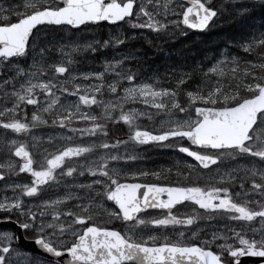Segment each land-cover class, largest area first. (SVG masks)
<instances>
[{
  "label": "snow or ice",
  "instance_id": "6c2138e0",
  "mask_svg": "<svg viewBox=\"0 0 264 264\" xmlns=\"http://www.w3.org/2000/svg\"><path fill=\"white\" fill-rule=\"evenodd\" d=\"M185 2L187 6L170 5L166 0L161 7L159 0H23L22 4L0 0V155L5 158L0 163V264H244L249 258L264 264V16L259 18L261 30L257 31L253 15L257 8L264 10V0ZM173 15L178 19H170ZM222 15H227L228 24L248 29V35L240 36L239 47L254 54V58L229 56L220 49L216 54L219 58L205 73H215L217 79L202 80L189 91H183V85L190 74L179 70L175 72V88L135 83L137 69L124 67V61L131 58L124 52L102 58L103 71L78 73L84 81L99 83L73 84L76 76L65 83L58 79L60 74L71 71V62L63 59L65 49L94 54L98 48L103 51L120 45L137 34H109L102 42H81L78 38L68 41L49 37L40 30L42 26L78 28L97 22L127 21L133 29L167 33L180 24L203 30ZM116 66L122 71L114 73L117 79L109 82L107 89L122 95L114 96L116 102H109L105 108L118 109L116 120L129 126L130 139L136 144L152 142L175 147L196 162L189 164V169L197 165L208 169L227 160L233 166L227 171L218 168L209 179L228 186L208 187L205 191L196 185L129 183L121 177L147 173L125 170L124 165L137 157L111 150L124 145L126 141L122 140L63 147L36 164L26 144L15 137H27L31 129L47 123L44 113H50L53 124L58 123L73 135L83 137L105 131L103 124L95 122L96 116L82 112L79 106L103 103L102 97L97 99L103 91V74ZM121 80L129 86L118 89ZM81 89L86 94H80ZM64 93L78 96L75 105L66 97L61 101ZM136 100L167 116L160 121L158 131L144 130L136 124L139 116L152 119V112L124 108L125 101ZM26 106L33 108L30 119ZM112 114L104 112L106 116ZM73 120L92 123L77 129L71 127ZM170 139L186 140L189 146L168 145ZM193 146L200 150H193ZM93 150H101V154L87 162L80 159L79 171L76 164L67 166L66 159L91 155ZM15 161H19L18 165ZM21 173L30 176V181L16 179ZM84 176L99 178L87 179L83 184L65 183L66 188L82 190L79 196H42L65 178L75 181ZM237 183L239 188L235 189ZM245 183L249 185L247 191ZM230 188L235 190L230 192ZM73 198L78 201V211L61 209L62 201ZM186 201L198 206L204 215H197L196 209L174 214V206ZM106 202H111L117 211L107 208ZM148 209L166 214L144 217ZM105 213L107 222L119 220L123 229L92 222L94 216L99 219ZM217 217L224 222L214 230L191 231L192 237L202 235L198 242H182L185 233L176 232L177 226L198 227L197 221ZM152 229L167 230L169 234H144ZM21 241L32 243L36 251L23 247Z\"/></svg>",
  "mask_w": 264,
  "mask_h": 264
},
{
  "label": "flooded vegetation",
  "instance_id": "af4514ba",
  "mask_svg": "<svg viewBox=\"0 0 264 264\" xmlns=\"http://www.w3.org/2000/svg\"><path fill=\"white\" fill-rule=\"evenodd\" d=\"M4 3H13V4H22L23 0H4ZM49 26H42L41 29H44ZM146 107L145 109H142L144 112H152V119H148L147 116L142 117V124L139 126L143 128L144 130H149L156 132L159 129V123L162 119H167L166 115H162L161 113L155 112L150 105H144ZM33 108L32 106H26L25 112L27 113V119H30L31 112ZM116 114L114 116L109 117L106 119V121L111 120L112 125L117 126L119 131L114 132V138L110 139L106 135L109 134L107 125L102 122H99V119H97V123L103 124L105 131L96 133L97 139L103 140L104 142H108L109 144H113L117 140L126 141V143L122 146H118L115 149H111L112 151H117L119 153H124L125 151L129 155H133L137 157V159L134 162H129L127 165H124V168L126 171L128 170H135L140 172H146L147 175H141L137 177H121V179H126L127 182L131 183H142V184H149V183H168V184H179L181 186H200L205 191H207L208 187H221V186H228L227 184L218 181L209 179L210 176L214 174V170L218 168L223 162H218L216 166H210L208 169H201L198 165L194 167L193 169H189V164H196V162L191 158L188 157L186 154L180 153L178 149L175 147H169L166 146L163 143H147V144H136L134 141L130 139V132L131 129L127 124H125L122 121L116 120ZM160 116V117H158ZM52 115L50 113L46 114L47 123L46 124H40L36 126L34 129H31L29 133L27 134V137L25 135L21 134L15 138L18 140L24 142L26 144V147L28 148L30 155L32 156L33 160L36 162V164L39 165V155H45L48 157L51 154H54L55 151L62 150L63 147H68L69 144L62 141V139H58L57 144H55L53 135L54 131H57L58 133L65 132L64 128H62L59 124H53L51 122ZM115 121V123L113 122ZM31 134H34L30 136ZM50 134V137H49ZM38 136H41V138H38ZM50 139V140H49ZM168 145H175L176 143H183L185 146H189V142L186 140L177 141L174 139H170L166 142ZM193 150H200L193 146ZM97 156L101 154V150H96ZM15 160V158H13ZM46 161V160H45ZM227 161V160H226ZM5 158L0 155V163H4ZM19 161H15V163L18 165ZM227 164V162H226ZM228 164L232 165L231 162ZM69 165V164H67ZM225 165V164H224ZM157 172L158 175L154 176L152 173ZM184 172H187L188 175L185 177L183 175ZM20 182H26L30 181V176L27 174L21 173L16 178ZM2 183V182H0ZM249 185L245 183L244 190L247 191ZM239 188V184L237 183L235 185V189ZM234 188H230V192L235 190ZM86 191V190H83ZM2 194V193H0ZM66 209L68 208L67 205L63 206ZM106 207L110 208L114 211H117L115 209V206L111 202H106ZM192 209H196V214L199 216L204 215V211L201 209H198V206H195L192 202H181L179 205L174 206L173 213L174 214H185L189 212ZM73 211H78L77 208L73 207ZM166 214L162 210L159 209H148L146 210L142 215L144 217H159L160 215ZM108 216L105 213L102 215L99 219L95 216L93 217V223H96L98 226H107V227H113L117 230H122L124 225L121 223V221L112 219L111 222L108 221ZM224 220L222 217H217L213 219H201L196 222L198 227H192V226H177L176 232H184L185 235L183 238H181L182 242H198L199 238H203L202 235L199 237H192L191 231H197L199 229H203L204 231H212L216 228V226L220 223H223ZM87 226V224L83 225ZM163 231L164 235H168L167 230H161V229H152L149 232H145L144 234L150 235L153 232L156 235H160V233ZM173 236H175V233H173ZM244 264H257V260L255 258H249L244 261Z\"/></svg>",
  "mask_w": 264,
  "mask_h": 264
},
{
  "label": "trees",
  "instance_id": "16d2710c",
  "mask_svg": "<svg viewBox=\"0 0 264 264\" xmlns=\"http://www.w3.org/2000/svg\"><path fill=\"white\" fill-rule=\"evenodd\" d=\"M216 2H219V0H216ZM253 15L256 17V29H261L259 18L264 16V10L257 8ZM133 19L137 18L133 17ZM227 19V15H222L203 33L190 32L183 28L181 24L178 28H170L167 33L153 32L143 28L133 29L124 22L122 23V32L120 34L130 37L135 33L137 34L136 38L127 39L122 44L114 47L109 46L103 51L98 48L94 54L85 53L96 65L102 64V58H113L114 53L124 52L128 53L131 57L127 62L130 63L133 68L137 69L138 72L151 73L165 70L175 74L176 70H179L189 73V80L185 81L183 91L194 90V86L202 80H211L209 78L210 73L205 75L206 70L204 65L206 58L208 59L217 54L222 48L228 49L231 53H236L232 52L233 50L240 51V53L242 52L239 47V38L242 34L248 35V29L245 28L244 30H240L235 25L228 24L226 22ZM139 21L140 20H138V22ZM249 27H251V25H249ZM48 29L50 34L51 31L57 29V27ZM107 30L108 27L105 24H101V42L109 36ZM229 41H231V43H229ZM226 44L227 47L225 48ZM170 79V77H167V80L170 81ZM172 80L174 79L167 82L169 88H175V84H173ZM181 99L186 102L185 97H181ZM95 111L97 113L96 117L101 115L99 122L107 125L109 134L106 136L113 139L114 132L119 131V129L117 126L112 125L111 120L106 121V119L102 117V112L99 109H95ZM78 123L79 122L73 120L71 124ZM90 123H92V121H84L81 125L87 127Z\"/></svg>",
  "mask_w": 264,
  "mask_h": 264
},
{
  "label": "rangeland",
  "instance_id": "374dc122",
  "mask_svg": "<svg viewBox=\"0 0 264 264\" xmlns=\"http://www.w3.org/2000/svg\"><path fill=\"white\" fill-rule=\"evenodd\" d=\"M155 2V0H154ZM160 2V6L163 7L164 4L166 3V0H159ZM168 3H170V5H175V4H180L181 6L182 3L178 0H167ZM136 18V17H135ZM170 19H178V17L176 15H173L170 17ZM141 21V22H140ZM139 23L145 22L143 20H140ZM126 25L129 26V23L126 22ZM41 32L46 33L49 37L55 36L57 38H64V40H68L71 41L73 38H78L79 41L84 42V41H92V40H99L100 41V36H101V27L100 25H88L85 26L81 29H72L68 26L66 27H57V29H53L51 31V33L49 34V29L48 28H44V29H40ZM261 29H258L257 31H259ZM108 34H111L113 36H115L117 33H121L122 32V27L121 26H117L116 28H108L107 30ZM52 35V36H50ZM232 52H236V53H231L228 51V49H225V53L229 56L231 55H235L237 57H241L243 59H252L254 58V54H249V53H243V51L240 53V51H235L233 50ZM89 56H87V54L85 52H74L71 51L69 49H65V55L63 56V59L67 62L70 61L71 64L69 65L71 67V71H66L65 74H60L58 76V79H60L61 81H64L65 83H67L70 78L72 76H76V80L72 81V83H80V84H96L99 83V81H95V80H88V81H84L81 77H79L78 73L80 72H95V71H103V64L101 65H96L92 62V60L90 58H88ZM116 59H119V56L115 57ZM219 57L215 54L213 56H211L210 58H206L205 61V70L209 69L210 67H212L213 63L215 62L216 59H218ZM52 61L55 62L56 60V56L53 55L51 57ZM124 67H132V65L130 63L126 61H124ZM219 67H224L223 65H220ZM227 67L230 69L231 68V64L227 65ZM133 68V67H132ZM169 70V69H166ZM117 71H122V69L120 68V66H116V68L112 71V72H104L103 74V80H104V84L102 85L103 91L102 94H98L97 95V99L100 100L101 97L103 99V103L97 105H94V108H99L105 112H112V116L115 115V113H118V109L117 110H113L110 107L105 108V105L108 104L109 102H116L114 100V96H120L122 95V93H120L119 91L116 94H112L108 91L107 89V84L109 82H111L113 79H117L114 75L115 72ZM127 74V73H124ZM173 81V84H175V80L177 79V77L175 76L174 73L172 72H167L165 70H161V71H155V72H138L137 74L134 75V82L135 83H153L154 87L158 86L161 88L164 87H168L167 82H170L169 80H167V77H170ZM209 76V75H208ZM209 78L211 80H216L217 76L215 73H210ZM69 86V91H72V87L71 84H68ZM128 82L125 80H121L118 84H117V88H123V87H128ZM80 92V94H86V90L81 89L78 90ZM90 94V93H88ZM67 98L68 101L73 102V104L75 105V102L78 101V96L76 95H69L68 93H64L61 95V101L64 100V98ZM82 112H86V113H90L91 115L95 116L94 111L92 110V108H89V106H84V105H80L79 106ZM124 108L125 109H130V108H136L138 111H142V109H145L146 107H144L143 104L140 103L139 100L136 101H125L124 102ZM46 114L48 113H44V119L47 121L46 119ZM145 117V116H139L137 117L136 120V124L137 126H140L142 124V120L141 118ZM48 122V121H47ZM46 124V123H45ZM58 124V123H57ZM80 129V128H77ZM34 134H31L30 136H32ZM53 135V139L55 144H57L58 139H61V137H64V139H62V141L66 142L69 144V146H74L76 144H80L81 146H86L89 143H103V140H98L97 137L94 134H87L83 137H81L79 135V133H76L75 135H73L68 129L67 131L61 133V132H57L54 131V133H52ZM38 138H41V136H38ZM50 137V134H49ZM71 139H68V138ZM50 140V139H49ZM94 156H97L96 154V150H93V152L91 153V155H84L82 154L81 158H73L72 160H67L66 159V164H69L67 166H72L73 164L77 165V171H79V160L83 159L85 160V162H87L88 160H91ZM47 156L45 155H39L38 159H39V164L43 163L46 160ZM227 162V164H226ZM229 161H224L223 164H221L218 168L221 171H227L229 168H231L233 165L228 164ZM225 164V165H224ZM216 168L214 170V173L217 172ZM99 177H79L78 179H76L75 181L65 178V181H62L58 186H50L48 190H46L45 192L42 193V196L45 198H52L55 199L57 197H62L64 194L66 193H70L73 195V197L75 196H79L82 194V190H78L75 187H71V188H66L65 187V183H67L68 185H73L74 183H79V184H83L86 182L87 179H98ZM78 201L73 198L70 201H62L61 203V209H66L65 205L68 206V210H72L73 207L76 208ZM73 211V210H72ZM71 222V221H69Z\"/></svg>",
  "mask_w": 264,
  "mask_h": 264
},
{
  "label": "water",
  "instance_id": "95a60500",
  "mask_svg": "<svg viewBox=\"0 0 264 264\" xmlns=\"http://www.w3.org/2000/svg\"><path fill=\"white\" fill-rule=\"evenodd\" d=\"M181 1H183V2H185V0H181ZM186 3V2H185ZM134 8H135V5H134ZM97 23H100V22H97ZM97 23H95V24H97ZM117 23H119V22H117ZM211 23V22H210ZM183 25V24H182ZM184 27H186V28H188L187 26H185V25H183ZM71 27V26H70ZM80 27H82V26H79L78 28H80ZM208 28V26L205 28V29H203V30H196V29H192L193 31H196V32H202V31H205L206 29ZM190 29V28H189ZM149 143H152V142H149ZM210 167V166H209ZM130 183V182H129ZM140 184H142V183H140ZM21 243H22V245H23V247H25V248H28V249H32L33 251H36V249H35V246L32 244V243H30V242H28V241H21ZM257 264H258V261H257Z\"/></svg>",
  "mask_w": 264,
  "mask_h": 264
}]
</instances>
